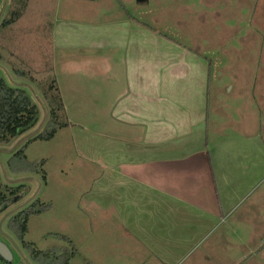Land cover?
<instances>
[{"label": "crops", "instance_id": "obj_1", "mask_svg": "<svg viewBox=\"0 0 264 264\" xmlns=\"http://www.w3.org/2000/svg\"><path fill=\"white\" fill-rule=\"evenodd\" d=\"M50 1L51 67L70 124L64 130L96 174L83 194L88 211L78 208L92 230L95 217L116 216L112 223L123 224L126 236L137 233L142 264L178 263L232 212L233 232L264 233L263 140L227 136L218 114V139L206 142L211 65L148 19L150 10L138 6L150 8V0ZM233 3V13L243 7ZM246 3L249 21L264 23L262 8ZM263 247L245 246L258 264ZM232 257L229 264L245 260Z\"/></svg>", "mask_w": 264, "mask_h": 264}, {"label": "rangeland", "instance_id": "obj_2", "mask_svg": "<svg viewBox=\"0 0 264 264\" xmlns=\"http://www.w3.org/2000/svg\"><path fill=\"white\" fill-rule=\"evenodd\" d=\"M150 1V8L138 6L150 10L148 19L160 24V31L176 39L178 46L187 47L209 67L211 65L208 82L211 117L206 142L211 146L218 139V114L224 116L221 119L227 136H259L264 142V23L255 25L249 21V3L242 0L243 7L233 13L235 0ZM253 1L262 8L260 11L264 16V4L261 0ZM135 2L137 5V0ZM51 3L50 0H28L23 17L6 28L3 23L17 4L16 0H0V75L9 86L26 90L40 112L39 121L32 129L10 145L0 146L2 183L14 187L25 185L30 189L27 196L0 213V241L10 248L14 257L12 264H35L9 231L8 223L13 216L39 200L50 205V209L29 220V232L25 237V241L35 244L38 250L67 248L68 245L56 237L62 235L78 249L71 264H142L145 257L137 233L129 232L131 236H126L127 229L123 224L119 221L118 224L112 223L116 216L104 215V221L99 223L95 217L96 228L92 230V218L85 215L89 201L83 194L89 190L87 188L96 174H91V168L80 157L82 151L77 149L68 130L60 131L49 143L37 141L27 147L29 162L44 160L47 163L38 175H16L9 168L14 154L42 132L50 116L39 84L48 77L51 66V24L55 17ZM224 10L226 15L221 13ZM152 16L155 17L150 18ZM177 63H184V57H180ZM17 72L26 77L17 76ZM31 77H35V81ZM253 158L262 165L261 155ZM92 170L95 172L94 168ZM43 171L48 174V187ZM78 208L85 210L83 215ZM232 215L233 212L225 224L212 228L202 243L192 250L193 254L187 253L174 264H229L233 255L235 260L245 258L241 264H258L254 248L246 249L245 246L264 243L260 238L264 233L233 232ZM255 234L260 237L252 239ZM245 242L248 245H242ZM259 249L258 255L264 261V247ZM205 255L209 258L204 262L200 258Z\"/></svg>", "mask_w": 264, "mask_h": 264}, {"label": "trees", "instance_id": "obj_3", "mask_svg": "<svg viewBox=\"0 0 264 264\" xmlns=\"http://www.w3.org/2000/svg\"><path fill=\"white\" fill-rule=\"evenodd\" d=\"M16 4L17 6L11 12L10 17L3 23L6 28L11 27L23 17L28 7V0H16ZM49 67L48 77L43 78L39 85L42 96L48 105L50 116L42 132L33 137L28 144H25L9 161V168L16 175H38L41 173L44 170L46 161L29 162L26 155L27 147L37 141L51 142L59 131L68 128L70 125L56 77L52 67ZM16 74L21 78L26 77L21 72ZM31 79L35 81V77H31ZM39 114V108L29 93L24 89L9 86L0 75V146L10 145L22 134L32 129L39 121ZM42 175L46 181L47 174L45 171ZM29 192L28 186H8L3 184L0 178V213L7 210L11 205L18 203ZM49 209L50 205L43 204L38 200L13 216L8 223V229L19 240L22 248L28 252L35 264H71V261L77 257L78 250L68 237L56 236L68 245L63 250L53 248L48 251H40L35 244L25 241V237L29 232V220L48 212ZM2 261L4 264H12L4 259Z\"/></svg>", "mask_w": 264, "mask_h": 264}, {"label": "water", "instance_id": "obj_4", "mask_svg": "<svg viewBox=\"0 0 264 264\" xmlns=\"http://www.w3.org/2000/svg\"><path fill=\"white\" fill-rule=\"evenodd\" d=\"M142 1V0H140ZM0 257L7 262L12 263L14 260L13 254L10 248L3 242L0 241Z\"/></svg>", "mask_w": 264, "mask_h": 264}]
</instances>
